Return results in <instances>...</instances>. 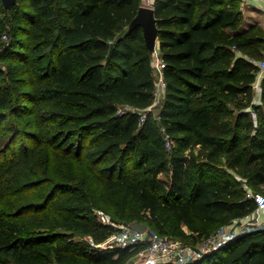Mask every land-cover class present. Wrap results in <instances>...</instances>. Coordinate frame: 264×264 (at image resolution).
I'll list each match as a JSON object with an SVG mask.
<instances>
[{"label":"trees","instance_id":"16d2710c","mask_svg":"<svg viewBox=\"0 0 264 264\" xmlns=\"http://www.w3.org/2000/svg\"><path fill=\"white\" fill-rule=\"evenodd\" d=\"M2 2L0 123L16 130L0 154V264H125L148 246H93L86 237L97 245L116 232L97 206L191 246L256 211L244 182L264 185V79L257 105L249 59L263 58L264 35L244 28L239 0H155L167 87L158 117L153 54L141 27L129 32L142 0ZM40 148L86 175L11 203L29 191L14 175ZM187 264H264V229Z\"/></svg>","mask_w":264,"mask_h":264},{"label":"built area","instance_id":"2783aa9c","mask_svg":"<svg viewBox=\"0 0 264 264\" xmlns=\"http://www.w3.org/2000/svg\"><path fill=\"white\" fill-rule=\"evenodd\" d=\"M241 1L243 2L244 7H248V5H250V3L255 0ZM259 1L264 2V0ZM152 54V68L155 75L156 85L154 93L155 101L150 110L164 101L167 88L164 75L166 64L162 60L161 53L157 46ZM249 61L256 64L259 68L258 79L256 81L258 82L260 79L264 78V56L260 60L249 59ZM257 85L258 84L256 83V88ZM167 147L171 149V141L167 142ZM244 188L246 190V198L254 200L258 210H264V194L256 193L251 190L246 182H244ZM95 214L104 224L111 225L116 228V232L110 235L104 242L97 245L91 239L90 242L93 246L102 249H112L115 247L125 248L137 243L148 242V246L137 254L139 257L137 264H187L191 261L202 259L205 256L218 251L223 245L238 237L243 231L241 228H237L228 232L218 230V233L211 234L199 245L191 246L186 245L170 236L161 235L150 230L145 233L133 231L130 229L129 225H123V230L120 231L117 228L118 224L112 221L108 214L102 211H95Z\"/></svg>","mask_w":264,"mask_h":264},{"label":"rangeland","instance_id":"374dc122","mask_svg":"<svg viewBox=\"0 0 264 264\" xmlns=\"http://www.w3.org/2000/svg\"><path fill=\"white\" fill-rule=\"evenodd\" d=\"M2 6H4V4ZM239 6L243 12V17H244L243 22L244 23L247 22L249 25L256 27L259 34L264 35V16L262 15V13H259L250 7H244L243 5H241V3H239ZM2 11H5V10L2 9ZM6 17H7V13H1L0 21H4ZM126 27H128V25ZM9 30L10 28L8 26L6 30L3 29V33H1L2 36L0 37V43L3 46L6 44H9L11 40L10 39L11 35L9 33ZM2 50H3V47L0 46V52ZM2 54L3 55L0 56V67H1V70L2 69L6 70L7 69L6 66L8 63L4 65L5 62L3 61L7 60L5 59L7 58V56H4V53ZM1 58H3V61ZM7 61L10 62L9 60ZM0 78H1L0 79L1 85H5L6 82L9 81V78L6 75V71H0ZM13 85H16V83H13ZM229 106L234 107L232 103H229ZM160 108H161V104H158L155 108H153V112L156 117H158ZM30 118L27 117L26 121L29 120ZM1 127H0V154L2 150H5L8 148L9 143H11L10 148H12L14 144L13 134H15V130H16V127L11 126L8 121H6L5 124H2ZM7 127L8 129L1 132V129L7 128ZM26 142H27V139H25L24 137H21L18 139L16 143L18 152H21L23 150L22 149L23 145H25ZM27 168L29 169V172L31 171V169H34L35 171H32L29 175L25 176L22 172V169H27ZM84 175H86V172L84 171V169L77 167V164L75 162L71 160L57 162L51 157L48 150H46L45 148H40L31 157L29 162L26 163L21 168V171L14 175L13 180H12L13 187L15 188L16 186L20 185V194H21L23 192L21 188L25 184L28 183V185H25L24 187L29 188V191L27 193L20 195V197L14 198L15 200H13L11 203L15 202V204H17V203L22 202L23 204H29V203H34L38 201H43L46 198V196L49 194V192L51 191L55 183H58V182L78 183L79 181L83 180L82 178ZM162 178H164V180L167 179L164 176ZM95 210L104 212V210L100 206H97ZM108 215H110L112 220H114L113 216L110 213H108ZM115 222L118 224L117 228L120 231L123 230L122 229L123 225H127L124 223H120L119 221H115ZM216 233H218V231H215L212 234H216ZM86 239L91 240V238L89 237H86ZM177 240L184 243V239L180 238ZM138 260H139V257L136 255V256H133L131 259H129L125 264H137Z\"/></svg>","mask_w":264,"mask_h":264},{"label":"water","instance_id":"95a60500","mask_svg":"<svg viewBox=\"0 0 264 264\" xmlns=\"http://www.w3.org/2000/svg\"><path fill=\"white\" fill-rule=\"evenodd\" d=\"M6 8L12 9L17 3V0H2ZM141 27L146 44L151 53L156 49L159 39L158 20L155 17V10L153 7L142 6L137 16L132 20L129 26V32L135 28ZM130 229L139 233L149 231L148 226L144 223H132L129 225Z\"/></svg>","mask_w":264,"mask_h":264},{"label":"crops","instance_id":"0c3cea01","mask_svg":"<svg viewBox=\"0 0 264 264\" xmlns=\"http://www.w3.org/2000/svg\"><path fill=\"white\" fill-rule=\"evenodd\" d=\"M239 1H240L241 5H243V2L241 0H239ZM154 3H155V0H142V6H148V7L154 8ZM248 7L254 9L255 11H257L259 13H262V15L264 16V2L259 1V0H255V1H252L250 3V5H248ZM244 24H245L244 28L245 27L246 28L251 27V25H249L247 22ZM262 79H264V78H262ZM262 79H260L258 82H256L258 84L257 85L258 89L256 88L257 92L254 96V103L257 105L261 104V81H262ZM251 190H253V189L251 188ZM259 192L264 194V185L261 186V190ZM237 228H241L243 230L242 233L247 232V231H251L254 229H259V228L264 229V210L256 209V211L254 213H252L251 215L246 216V217L239 219V220H234L229 225L221 228L222 230L221 229H219V230H221L223 232H226V231L228 232V231H232V230L237 229Z\"/></svg>","mask_w":264,"mask_h":264}]
</instances>
